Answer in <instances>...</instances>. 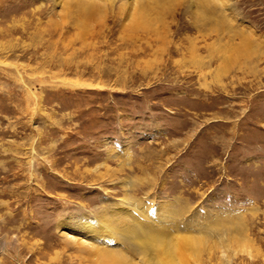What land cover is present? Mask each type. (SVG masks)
<instances>
[{"label":"rangeland","instance_id":"1","mask_svg":"<svg viewBox=\"0 0 264 264\" xmlns=\"http://www.w3.org/2000/svg\"><path fill=\"white\" fill-rule=\"evenodd\" d=\"M0 264H264V0H0Z\"/></svg>","mask_w":264,"mask_h":264}]
</instances>
